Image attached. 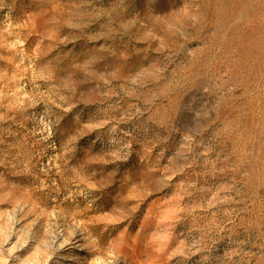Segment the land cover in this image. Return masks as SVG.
Here are the masks:
<instances>
[{"label": "rangeland", "instance_id": "1", "mask_svg": "<svg viewBox=\"0 0 264 264\" xmlns=\"http://www.w3.org/2000/svg\"><path fill=\"white\" fill-rule=\"evenodd\" d=\"M0 264H264V0H0Z\"/></svg>", "mask_w": 264, "mask_h": 264}]
</instances>
